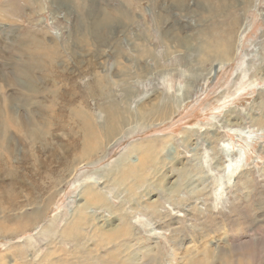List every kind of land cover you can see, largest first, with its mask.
Masks as SVG:
<instances>
[{
  "label": "rangeland",
  "instance_id": "obj_1",
  "mask_svg": "<svg viewBox=\"0 0 264 264\" xmlns=\"http://www.w3.org/2000/svg\"><path fill=\"white\" fill-rule=\"evenodd\" d=\"M108 254L264 264V0H0V264Z\"/></svg>",
  "mask_w": 264,
  "mask_h": 264
},
{
  "label": "bare ground",
  "instance_id": "obj_2",
  "mask_svg": "<svg viewBox=\"0 0 264 264\" xmlns=\"http://www.w3.org/2000/svg\"><path fill=\"white\" fill-rule=\"evenodd\" d=\"M107 17V16H106ZM85 20V19H84ZM84 22H86V23H89L88 22V17H86V20L84 21ZM103 26H106V24L104 25L103 24ZM103 26H102V28H103ZM119 26H121L122 27V25L120 24V22H119ZM122 29H123V27H122ZM122 29H120L119 28V33H122ZM125 41V40H124ZM118 57V56H117ZM118 60V59H117ZM148 66V65H147ZM124 70V69H123ZM129 70V69H128ZM217 70L216 69H214L213 71H212V73L213 72H216ZM119 72V71H118ZM122 72V71H121ZM210 75H212V74H210ZM117 76V75H116ZM120 78V77H119ZM129 107H130V109H132L131 108V100H129ZM106 121V125L104 126V131H111V130H115V129H117V127H118V125H122L123 127H125V126H127V122H126V120L125 119H123V118H117V119H114V118H110V119H108V120H105ZM129 125H132L131 123H129ZM121 127V126H120ZM126 133V132H125ZM108 136V135H107ZM125 135L121 132H119V134H118V136H117V138L115 139V141L114 142H109L110 144H114L115 142H117V141H119L120 139H122L123 137H124ZM105 137V136H104ZM227 166H228V171H230V173H229V177H231V174H232V168H233V171H234V168H235V166L231 163H228L227 164ZM226 167V166H225ZM227 169V168H226ZM236 169V168H235ZM220 182V181H219ZM86 199H88V201L89 200H91L92 202H93V204L95 205V204H103L104 202H105V204H106V199H105V197H103L102 195H100V194H98V193H96V192H90V193H88L87 195H86ZM257 206H259V205H257ZM84 207V206H83ZM88 207V206H87ZM124 224H126V227H124V226H122L121 228H118L117 230H115V229H113L112 231H103V238L101 239V241L100 242H98L97 243V245L98 244H103V245H108V244H114V242L116 241V240H118V239H123L124 238V236H126V238L127 237H129L130 236V231H129V228H128V222H126V223H124ZM80 226V225H79ZM100 230V229H99ZM101 231V230H100ZM63 238L64 239H72V241H80L81 240V233H80V230L77 228V225L75 224V225H70L68 228H66L64 231H63ZM100 244V245H101ZM80 246V243H78V244H75V246H74V258H76L75 256H78V258L80 257V258H82V253H80L79 252V249L81 248V247H79ZM73 253H72V255H73ZM72 258V257H71ZM89 258V257H88ZM45 259V258H44ZM106 261H107V263H104V262H102V261H95V260H93V259H91V260H87V258L85 259V261L83 262V263H81V264H125L124 263V259H123V256H121L120 254H108V256H107V258L105 259ZM72 261V260H71ZM74 262V261H73ZM77 262V261H76ZM70 263V262H69ZM47 264H57V262H55V261H47ZM63 264H67L66 262H64ZM73 264H75V263H73ZM127 264V263H126Z\"/></svg>",
  "mask_w": 264,
  "mask_h": 264
}]
</instances>
